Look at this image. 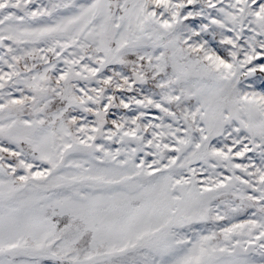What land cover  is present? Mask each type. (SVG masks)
Returning <instances> with one entry per match:
<instances>
[{"label": "snow or ice", "instance_id": "obj_1", "mask_svg": "<svg viewBox=\"0 0 264 264\" xmlns=\"http://www.w3.org/2000/svg\"><path fill=\"white\" fill-rule=\"evenodd\" d=\"M0 264H264V0H0Z\"/></svg>", "mask_w": 264, "mask_h": 264}]
</instances>
